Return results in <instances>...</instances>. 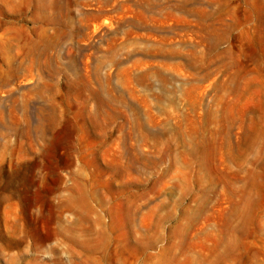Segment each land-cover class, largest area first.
Listing matches in <instances>:
<instances>
[{
	"label": "rangeland",
	"instance_id": "obj_1",
	"mask_svg": "<svg viewBox=\"0 0 264 264\" xmlns=\"http://www.w3.org/2000/svg\"><path fill=\"white\" fill-rule=\"evenodd\" d=\"M0 264H264V0H0Z\"/></svg>",
	"mask_w": 264,
	"mask_h": 264
},
{
	"label": "bare ground",
	"instance_id": "obj_2",
	"mask_svg": "<svg viewBox=\"0 0 264 264\" xmlns=\"http://www.w3.org/2000/svg\"><path fill=\"white\" fill-rule=\"evenodd\" d=\"M9 189V188H8Z\"/></svg>",
	"mask_w": 264,
	"mask_h": 264
}]
</instances>
